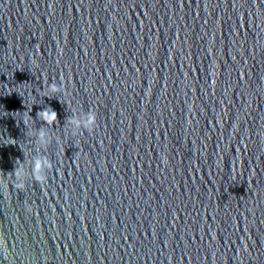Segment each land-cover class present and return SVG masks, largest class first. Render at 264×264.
I'll use <instances>...</instances> for the list:
<instances>
[{"label":"water","instance_id":"1","mask_svg":"<svg viewBox=\"0 0 264 264\" xmlns=\"http://www.w3.org/2000/svg\"><path fill=\"white\" fill-rule=\"evenodd\" d=\"M0 238V264H264V0H0Z\"/></svg>","mask_w":264,"mask_h":264},{"label":"clouds","instance_id":"2","mask_svg":"<svg viewBox=\"0 0 264 264\" xmlns=\"http://www.w3.org/2000/svg\"><path fill=\"white\" fill-rule=\"evenodd\" d=\"M62 89L58 88L55 84L49 85L46 90V95H54L61 92ZM39 119L42 120L44 123L51 125L56 118V113L54 111L42 110L38 112ZM25 124H28V121H24ZM96 125V115L94 112H89L86 116V119L82 122H73V129L75 134L77 135L80 129L86 130L87 132L91 133ZM37 140L41 146V148H46L49 143L48 137L43 133L40 132L37 135ZM10 143H15V141H9ZM163 162L166 164L167 159L166 157L162 156ZM31 168V175L30 179L33 180L37 184H44L47 182V175L46 173L51 170L52 164L46 158H38L32 159L27 164L19 165L15 172L12 174L15 177L16 183L14 187L18 190H23L25 188V179L29 176L27 171L28 167ZM28 212H31V208L26 209ZM0 251H2L5 259H8V249L7 246L2 238H0Z\"/></svg>","mask_w":264,"mask_h":264}]
</instances>
